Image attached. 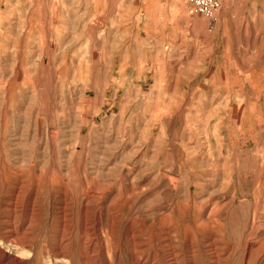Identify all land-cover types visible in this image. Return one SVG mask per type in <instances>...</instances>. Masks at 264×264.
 <instances>
[{"label": "rangeland", "instance_id": "rangeland-1", "mask_svg": "<svg viewBox=\"0 0 264 264\" xmlns=\"http://www.w3.org/2000/svg\"><path fill=\"white\" fill-rule=\"evenodd\" d=\"M232 1L0 0V264H264V0Z\"/></svg>", "mask_w": 264, "mask_h": 264}, {"label": "built area", "instance_id": "built-area-1", "mask_svg": "<svg viewBox=\"0 0 264 264\" xmlns=\"http://www.w3.org/2000/svg\"><path fill=\"white\" fill-rule=\"evenodd\" d=\"M195 14L205 18H212L220 8L222 0H186Z\"/></svg>", "mask_w": 264, "mask_h": 264}, {"label": "bare ground", "instance_id": "bare-ground-1", "mask_svg": "<svg viewBox=\"0 0 264 264\" xmlns=\"http://www.w3.org/2000/svg\"><path fill=\"white\" fill-rule=\"evenodd\" d=\"M205 89V88H204ZM188 99V98H187ZM213 124V123H212ZM214 125V124H213ZM22 219V218H21ZM13 227V226H12ZM15 232V231H14ZM108 234V233H107ZM10 236V235H9ZM11 238H12V236H10ZM72 237V236H71ZM7 239H9V238H7ZM85 240V239H84ZM14 241V240H13ZM111 241V240H110ZM15 242V241H14ZM115 242V241H114ZM85 244V243H84ZM93 244V243H92ZM99 247H100V249L102 248H108V245L107 244H103L102 242H98V243H96ZM71 245V244H70ZM86 245V244H85ZM92 247H94V246H92ZM139 247V244L138 243H134V248H138ZM119 248V247H118ZM69 249V248H68ZM57 250V249H56ZM112 250V249H111ZM60 251V250H59ZM58 251V252H59ZM77 251V250H76ZM104 251H105V249H104ZM67 252V251H66ZM79 252V251H78ZM101 252V251H100ZM111 252V251H110ZM246 252V251H245ZM136 253V255H137V253H138V251L136 250V249H134V254ZM78 254V253H77ZM53 255V254H52ZM61 255H64V253H63V250H62V248H61ZM58 256H60V255H58ZM64 257H61V259H63ZM136 258H137V256H136ZM13 259H14V257H13ZM80 259H81V261H82V259H83V256L82 255H80ZM28 260V259H27ZM26 260V261H27ZM136 260V259H135ZM9 261V260H8ZM19 262V261H18ZM52 262V261H51ZM66 263L65 264H69V262L68 261H65ZM137 262V261H136ZM170 262V261H169ZM56 263H58V262H56ZM62 263V262H61ZM82 263L83 264H85V262L84 261H82ZM113 263V258L111 259V258H109V261H108V264H112ZM2 264V263H1ZM19 264V263H18ZM21 264H23V262L21 263ZM152 264V263H151Z\"/></svg>", "mask_w": 264, "mask_h": 264}, {"label": "crops", "instance_id": "crops-1", "mask_svg": "<svg viewBox=\"0 0 264 264\" xmlns=\"http://www.w3.org/2000/svg\"><path fill=\"white\" fill-rule=\"evenodd\" d=\"M235 3L237 2V0L235 1V0H233ZM232 1V2H233ZM223 2L225 3V2H229V0H222V3H221V6H220V8L222 7V5H223ZM197 15V14H196ZM200 16V15H199ZM202 17V16H201ZM214 15L212 16V18H207V19H209V20H214ZM204 18V17H203ZM248 18V17H247ZM222 19H229V16H225L224 18L223 17H220V20H222ZM248 26H249V24H246V26H244V27H242L241 26V31H239V34H242L243 32H245L246 34L248 33L249 34V32L250 31H248ZM242 29H246L245 31H243Z\"/></svg>", "mask_w": 264, "mask_h": 264}]
</instances>
